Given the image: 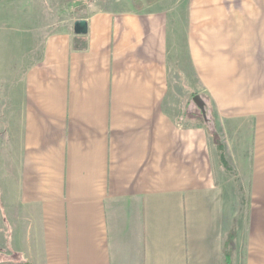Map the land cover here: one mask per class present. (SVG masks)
Here are the masks:
<instances>
[{
  "label": "crops",
  "instance_id": "obj_1",
  "mask_svg": "<svg viewBox=\"0 0 264 264\" xmlns=\"http://www.w3.org/2000/svg\"><path fill=\"white\" fill-rule=\"evenodd\" d=\"M46 53L6 106V264H264V0L93 9Z\"/></svg>",
  "mask_w": 264,
  "mask_h": 264
},
{
  "label": "rangeland",
  "instance_id": "obj_2",
  "mask_svg": "<svg viewBox=\"0 0 264 264\" xmlns=\"http://www.w3.org/2000/svg\"><path fill=\"white\" fill-rule=\"evenodd\" d=\"M140 1L139 5L136 0H0V165H4L7 103L22 100L23 80L44 64L49 41L66 32L74 19L85 16L89 10L140 11L145 5H153ZM174 79L181 115L195 125L201 123V101L189 94L187 81L181 77ZM205 104L210 106L208 100ZM4 251L0 247V264L11 262Z\"/></svg>",
  "mask_w": 264,
  "mask_h": 264
},
{
  "label": "trees",
  "instance_id": "obj_3",
  "mask_svg": "<svg viewBox=\"0 0 264 264\" xmlns=\"http://www.w3.org/2000/svg\"><path fill=\"white\" fill-rule=\"evenodd\" d=\"M147 1H148V3H150V4H155V3H157V2H159V1H161V0H147ZM136 2L139 3V5L141 4V1H140V0H136ZM139 5H137L138 8H140ZM214 138H215V142L217 143V146H218V148H219V151L221 152V160H222V163L228 168V165H227V163H226V161H225V158H224V156H223V154H222L223 146L221 145V143L219 142V140L217 139V137H216L215 134H214Z\"/></svg>",
  "mask_w": 264,
  "mask_h": 264
},
{
  "label": "water",
  "instance_id": "obj_4",
  "mask_svg": "<svg viewBox=\"0 0 264 264\" xmlns=\"http://www.w3.org/2000/svg\"><path fill=\"white\" fill-rule=\"evenodd\" d=\"M84 24V22H78V24L77 25H83Z\"/></svg>",
  "mask_w": 264,
  "mask_h": 264
}]
</instances>
